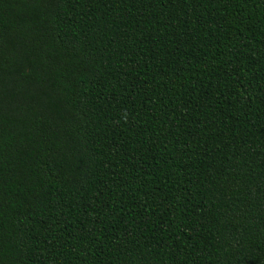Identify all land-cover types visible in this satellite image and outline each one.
Masks as SVG:
<instances>
[{
    "label": "trees",
    "instance_id": "obj_1",
    "mask_svg": "<svg viewBox=\"0 0 264 264\" xmlns=\"http://www.w3.org/2000/svg\"><path fill=\"white\" fill-rule=\"evenodd\" d=\"M0 264H264V0H0Z\"/></svg>",
    "mask_w": 264,
    "mask_h": 264
}]
</instances>
